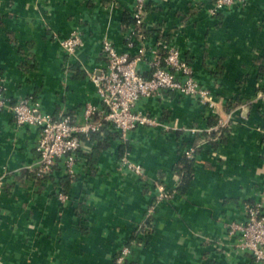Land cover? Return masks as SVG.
I'll list each match as a JSON object with an SVG mask.
<instances>
[{"label": "crops", "instance_id": "crops-1", "mask_svg": "<svg viewBox=\"0 0 264 264\" xmlns=\"http://www.w3.org/2000/svg\"><path fill=\"white\" fill-rule=\"evenodd\" d=\"M217 0H146L142 29L129 47L135 0H0V88L10 104L79 118L99 105L90 77L105 68L103 42L141 59L166 43L192 66L210 108L163 91L135 112L159 122L137 127L126 145L104 124L83 141L76 176L56 169L25 175L36 163L38 130L0 111V264H256L229 224L246 205L264 204V0L211 12ZM78 34L74 53L61 40ZM192 179L177 191L185 149ZM141 167L135 175L118 159ZM158 185L168 193L159 199ZM59 195L65 196L63 200Z\"/></svg>", "mask_w": 264, "mask_h": 264}, {"label": "built area", "instance_id": "built-area-1", "mask_svg": "<svg viewBox=\"0 0 264 264\" xmlns=\"http://www.w3.org/2000/svg\"><path fill=\"white\" fill-rule=\"evenodd\" d=\"M245 0H217L211 12L221 10L225 6L243 3ZM146 0H135L133 17L136 20L129 37V47L134 42L135 33L140 32L142 18L145 13ZM61 46L69 54L81 45L78 34H72L61 40ZM161 51H154L148 62L149 75L144 76L137 69L140 56L132 58L128 52H118L115 46L106 40L102 45L105 68L94 74L90 80L96 89L99 105L85 104L79 118L70 114L41 113L37 105L29 99H22L10 104L0 88V111L13 114L18 125L33 126L38 130L35 144L37 160L29 172L36 177L50 176L60 169L71 180L76 176V167L80 158L83 141H88L93 134L99 133L104 124L111 125L117 132L119 142L126 145L129 134L137 127H157L159 122L154 118L135 112L137 102L143 98H152L163 91H171L180 96H194L202 104L213 108L208 101L209 92L196 83L192 66L186 62L180 52L168 44H159ZM164 54V55H162ZM193 149H185L183 154L194 157ZM129 151H125L118 159V168L128 170L135 175L141 174V167L129 159ZM159 199H167L168 193L161 185ZM63 200L65 196L59 195ZM245 220L229 224L230 235H238L239 249L248 252L256 264H264V204L246 205ZM129 250L122 248L115 263L123 264Z\"/></svg>", "mask_w": 264, "mask_h": 264}, {"label": "trees", "instance_id": "trees-1", "mask_svg": "<svg viewBox=\"0 0 264 264\" xmlns=\"http://www.w3.org/2000/svg\"><path fill=\"white\" fill-rule=\"evenodd\" d=\"M124 23H127L129 26L130 25H135L136 20L134 19L133 16L126 15L124 17ZM140 30L142 29V26H139ZM164 55V54H162ZM94 135V134H93ZM92 135V136H93ZM91 136V138H92ZM90 138V139H91ZM25 175L27 177H30L31 179H36L38 180H43L47 176H42V177H36L33 172H25ZM176 174L178 175L180 179L179 186L177 188V191L180 192L181 194L185 193L189 187V183L192 179V161L191 159H188L185 155H183L182 159L180 160L179 166L176 168Z\"/></svg>", "mask_w": 264, "mask_h": 264}]
</instances>
